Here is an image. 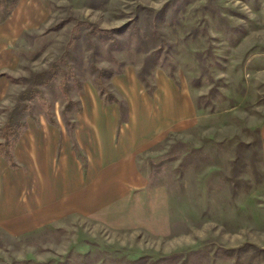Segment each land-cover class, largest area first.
<instances>
[{"label":"rangeland","instance_id":"obj_1","mask_svg":"<svg viewBox=\"0 0 264 264\" xmlns=\"http://www.w3.org/2000/svg\"><path fill=\"white\" fill-rule=\"evenodd\" d=\"M10 16L0 24V143L31 85L45 102H25L17 141L28 121L45 120L76 146L91 116L116 110L117 138L131 120L147 132L136 166L146 188L164 191L165 219L139 222L119 202L11 224L0 264H264V0H19Z\"/></svg>","mask_w":264,"mask_h":264},{"label":"crops","instance_id":"obj_2","mask_svg":"<svg viewBox=\"0 0 264 264\" xmlns=\"http://www.w3.org/2000/svg\"><path fill=\"white\" fill-rule=\"evenodd\" d=\"M90 118L87 132L80 128L74 134L76 146L61 125L28 121L13 151L18 167L12 168L0 157L1 230L9 231L11 224L103 213L119 202L128 204V209L134 207L139 222L165 219L164 191L146 188L148 182L136 166L146 130L143 133L131 120L117 138L119 112L115 110L109 119L95 114ZM76 148L88 157L86 170ZM110 168L119 169V175L109 174ZM48 215L52 217L43 220Z\"/></svg>","mask_w":264,"mask_h":264},{"label":"trees","instance_id":"obj_3","mask_svg":"<svg viewBox=\"0 0 264 264\" xmlns=\"http://www.w3.org/2000/svg\"><path fill=\"white\" fill-rule=\"evenodd\" d=\"M19 3V0H0V24L7 21L11 16L14 9L17 7ZM103 33H106L108 35L112 34V32L109 31H102ZM103 38V37H101ZM111 38V37H110ZM95 71L97 72L98 69L95 68ZM59 72L53 73H43V75H40L42 78L38 85H48L50 82H52ZM63 76L64 80L61 83V90L65 96H69V85L67 83V78L69 77L68 74L64 73ZM75 77V74L70 75V77ZM142 80H145L143 77H141ZM96 83L100 86L101 93L105 96V98H109L112 101L115 100V97L108 93L105 84H103V79L101 75L97 76ZM41 92L38 87L31 85L27 90H25L20 97L18 98L19 103L16 105V108H14L8 118L7 124L4 127V136L3 141L0 143V157L5 158L10 166L12 168H17L18 164H16L15 159L13 158V154L11 152V149L15 145L18 137L21 134V131L25 127V122L23 121L31 110V105H29L31 101L35 99H40L41 101L45 102L43 98H41ZM23 102V104H21ZM28 102L29 104L25 103ZM70 103V102H69ZM72 103V102H71ZM45 106L49 107L48 103L45 104ZM51 116V115H50Z\"/></svg>","mask_w":264,"mask_h":264}]
</instances>
